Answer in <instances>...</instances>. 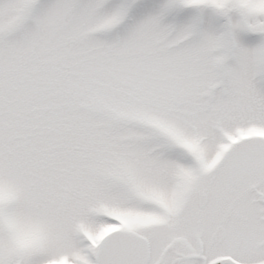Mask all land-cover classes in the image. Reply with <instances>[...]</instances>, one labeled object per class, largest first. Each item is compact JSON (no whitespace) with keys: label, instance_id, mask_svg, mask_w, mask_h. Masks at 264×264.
Segmentation results:
<instances>
[{"label":"snow or ice","instance_id":"1","mask_svg":"<svg viewBox=\"0 0 264 264\" xmlns=\"http://www.w3.org/2000/svg\"><path fill=\"white\" fill-rule=\"evenodd\" d=\"M0 264H264V0H0Z\"/></svg>","mask_w":264,"mask_h":264}]
</instances>
